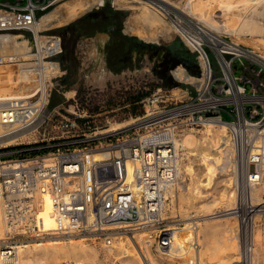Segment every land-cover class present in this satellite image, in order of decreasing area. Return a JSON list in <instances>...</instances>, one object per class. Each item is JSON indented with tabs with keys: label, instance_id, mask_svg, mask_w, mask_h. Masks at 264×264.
Returning a JSON list of instances; mask_svg holds the SVG:
<instances>
[{
	"label": "built area",
	"instance_id": "built-area-1",
	"mask_svg": "<svg viewBox=\"0 0 264 264\" xmlns=\"http://www.w3.org/2000/svg\"><path fill=\"white\" fill-rule=\"evenodd\" d=\"M64 1L0 0V37L22 34L38 52L37 33L50 36L46 30L36 31V24ZM141 1L175 28L176 37L198 59L201 73L194 76L203 80H180L175 74L179 67L190 72L184 64L175 66L171 73L177 86L156 92L149 108L130 114L129 118H135L128 126L105 133L100 127L95 131L83 127L81 118L88 114L65 115L61 107L50 110L52 88L48 101L41 85L33 93L0 96L4 135L33 134L30 139L0 146V204L17 234L1 245L5 256L14 255L16 238L56 233L102 239L111 246L116 232L133 235L142 229L149 232L147 239H153L154 250L170 252L176 248L171 228L183 226L173 217V209L180 201L177 184L183 183L180 160L188 150L184 140L190 134L202 136L211 124L226 126L233 147L231 161L237 170L232 211L241 222V234L247 235L256 212L264 230V203L252 202V189L263 178L264 57L227 34L207 31L189 12L188 0ZM109 3L116 10L124 9L115 0ZM51 37L61 44L60 38ZM211 51L220 70L213 66ZM173 89L179 93L173 94ZM224 147L221 143L220 148ZM196 159L195 167L202 168Z\"/></svg>",
	"mask_w": 264,
	"mask_h": 264
},
{
	"label": "bare ground",
	"instance_id": "bare-ground-1",
	"mask_svg": "<svg viewBox=\"0 0 264 264\" xmlns=\"http://www.w3.org/2000/svg\"><path fill=\"white\" fill-rule=\"evenodd\" d=\"M118 1L115 0V3L118 4ZM69 2L70 0H66L42 15L35 26L36 31L59 26ZM104 2L105 0H100L99 6ZM178 4L181 5L182 2ZM187 7L207 31L227 34L233 41L242 42L264 55V0H188ZM134 10L137 13L131 15L127 23V29L132 34L146 40L172 39L176 36L171 24L148 4ZM37 38L38 52H35L33 42L22 34L1 36L0 65H18L21 81L29 82L34 78L33 83H36L34 87L27 89L28 92L33 93L41 85L45 101H48L49 90L53 85L51 80L58 67L56 62L46 58L58 51V47L55 45V38L51 36L42 37L37 33ZM175 74L180 80L187 82L203 80H198L182 67ZM29 85L30 83L26 84L30 87ZM172 93L177 94L179 90L173 89ZM5 94L0 92V96ZM70 94L71 92H67V96ZM132 122L133 120L129 124ZM122 125L124 124L114 123L111 126L118 130L123 128ZM6 131L0 125V146L16 144L33 137V134L5 136ZM184 143L188 150L180 160L183 182L177 184L180 204L173 209V213H176L173 217L186 222H181V227L171 228L174 229L177 249L173 248L170 252L158 249L155 253L152 250L154 241L147 239L149 232L146 229L136 230L133 235L118 231L114 234L111 246L106 245L102 239L53 233L47 237L32 238V242L44 241L42 244L24 245L30 241L16 242L14 255L11 257L3 254L0 243V264H99L102 252L107 258L127 257L131 264H177L179 260L180 264H236L244 261L246 264H264V230L260 224V214L254 213L249 232L243 239L241 222L232 211L235 208L233 174L237 167L231 161L233 147L226 126L208 125L202 136L190 134ZM221 143H225L224 148H220ZM97 156L102 157L103 154L97 153ZM197 156L202 168L194 165ZM199 169L202 170L201 174ZM185 174L189 175L190 181L187 182ZM262 174L263 178L252 189V202L255 205L264 203V158ZM221 181H224L225 187L221 190L222 196L218 197L212 192L209 194L208 191L215 190ZM218 205L224 206V209L219 207L216 210ZM46 209L48 222L49 201ZM49 224H52V220ZM15 235L17 236L5 220L0 204V240L7 241Z\"/></svg>",
	"mask_w": 264,
	"mask_h": 264
},
{
	"label": "rangeland",
	"instance_id": "rangeland-1",
	"mask_svg": "<svg viewBox=\"0 0 264 264\" xmlns=\"http://www.w3.org/2000/svg\"><path fill=\"white\" fill-rule=\"evenodd\" d=\"M99 1L70 0L65 6L64 19L60 25L45 31L46 35L60 38L61 43L59 45V40L55 38V45L58 50L61 47V50L50 58L57 64L58 69L54 77L57 75L58 77L53 80L51 87L49 109L61 107L63 109L60 112L65 115L71 112L88 114V117L81 118L84 128L95 131L100 127L101 132H107L115 129L111 126L114 123L124 124L121 127L129 124L135 118H129L130 114H141L144 108L152 105V101L149 99L154 100L156 92L171 88L160 80L155 67L159 62L166 64L168 55L174 57L175 55L162 46H154L148 42L169 44L176 36L172 39L146 40L128 31L129 17L137 13L134 9L145 7L147 4L141 0H119L117 5L124 9H117L121 11L117 19L106 18L102 13L98 14L97 16L101 18L100 29L93 34H83L77 39H73L69 33L63 35L59 32L61 27L89 13L102 12L104 6L99 7ZM107 4L110 5L109 0H106L105 5ZM111 8L113 7L111 6ZM173 30L175 29L173 28ZM27 35L30 34L27 33ZM239 44L244 43L240 42ZM190 54L192 58H197L195 54L191 52ZM210 58L215 69L220 70L219 61L214 51L210 52ZM179 64L181 65V63ZM188 64L190 67L184 65L188 71L196 72L195 74L190 73V75L201 73L199 63ZM171 69L168 75L176 81ZM33 80L34 78L29 82H22L19 77L18 65L15 63L10 66L0 65V92L24 91L23 94H27L29 93L27 89L36 85ZM27 83H30V87L26 86ZM183 86L186 87V85ZM190 88L191 92L195 94L194 87ZM67 92H71V94L67 96ZM198 171L200 174L202 173L201 169ZM223 188H225L224 181H221L215 190L211 189L208 193L221 197ZM219 207L224 209L222 205L216 206L215 209L217 210ZM245 235L243 234V239ZM14 241H30L24 245L44 242H32V239L25 238H16ZM4 242H6L5 239H2V242L0 240L1 244ZM152 250L155 252L154 249ZM176 263L180 264L181 260ZM63 264H67V262H63ZM99 264L131 263L127 257L110 256L107 258L106 254L102 252Z\"/></svg>",
	"mask_w": 264,
	"mask_h": 264
},
{
	"label": "trees",
	"instance_id": "trees-1",
	"mask_svg": "<svg viewBox=\"0 0 264 264\" xmlns=\"http://www.w3.org/2000/svg\"><path fill=\"white\" fill-rule=\"evenodd\" d=\"M121 11L115 10L111 8L110 5H105L102 9V12H96L95 13H89L80 19L66 25L60 28L59 32H61L63 35L65 33H69L71 38L77 39L79 36L83 34H93L97 30L100 29L99 23L101 22V18L97 16L98 14H104L106 18H113L117 19ZM138 40L137 38H135ZM140 42V41H139ZM66 49V48H65ZM168 61L167 63H160L156 65V72L158 74V77L160 80L164 81V84L166 86H177L178 83L170 78L168 75L171 68H174L175 66L179 65V63L184 64L187 67H190L188 63L183 62L177 57H174L172 55L167 56ZM171 67V68H170ZM190 73L195 74L196 72L190 71ZM199 73V72H198ZM53 101V99H52Z\"/></svg>",
	"mask_w": 264,
	"mask_h": 264
},
{
	"label": "water",
	"instance_id": "water-1",
	"mask_svg": "<svg viewBox=\"0 0 264 264\" xmlns=\"http://www.w3.org/2000/svg\"><path fill=\"white\" fill-rule=\"evenodd\" d=\"M123 12H126V11H123ZM148 43H151L154 46H162L166 48L168 51L174 54L175 57L179 58L185 63L198 64V59L192 58L189 49L186 48L184 42L179 37H175L169 44H161V43H154V42H148Z\"/></svg>",
	"mask_w": 264,
	"mask_h": 264
}]
</instances>
